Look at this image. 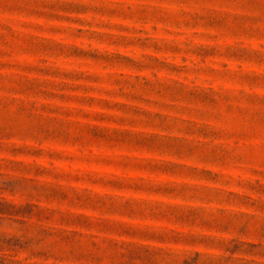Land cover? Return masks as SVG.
Here are the masks:
<instances>
[{
	"label": "rangeland",
	"instance_id": "rangeland-1",
	"mask_svg": "<svg viewBox=\"0 0 264 264\" xmlns=\"http://www.w3.org/2000/svg\"><path fill=\"white\" fill-rule=\"evenodd\" d=\"M14 264H264V0H0V245Z\"/></svg>",
	"mask_w": 264,
	"mask_h": 264
},
{
	"label": "trees",
	"instance_id": "trees-1",
	"mask_svg": "<svg viewBox=\"0 0 264 264\" xmlns=\"http://www.w3.org/2000/svg\"><path fill=\"white\" fill-rule=\"evenodd\" d=\"M6 246L0 245V251H14L13 248L18 244L16 242L11 243L10 241L5 242ZM10 255L8 254H0V264H14V262L9 258Z\"/></svg>",
	"mask_w": 264,
	"mask_h": 264
}]
</instances>
